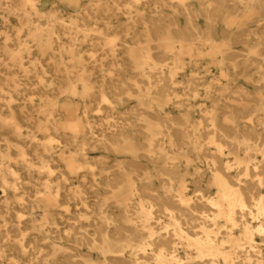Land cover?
Here are the masks:
<instances>
[{
	"label": "bare ground",
	"instance_id": "bare-ground-1",
	"mask_svg": "<svg viewBox=\"0 0 264 264\" xmlns=\"http://www.w3.org/2000/svg\"><path fill=\"white\" fill-rule=\"evenodd\" d=\"M0 25V264H264V0H0Z\"/></svg>",
	"mask_w": 264,
	"mask_h": 264
},
{
	"label": "rangeland",
	"instance_id": "rangeland-1",
	"mask_svg": "<svg viewBox=\"0 0 264 264\" xmlns=\"http://www.w3.org/2000/svg\"><path fill=\"white\" fill-rule=\"evenodd\" d=\"M12 20V23H16L17 21L14 19V18H11ZM1 26V25H0ZM88 54V53H87ZM43 64H47V62H45V61H43L42 62ZM88 63V62H87ZM209 72H210V76L212 77V78H216L217 79V75H216V72H215V70L213 69V68H210L209 69ZM204 104H209L208 102H207V100H205L204 102H203ZM132 105H133V103H132ZM108 158L107 159H105L106 160V162H107V167H108V171H110V170H112V169H114L113 167H114V165H116V163H118L120 160H119V157H117V156H115V155H112V154H108ZM98 158V157H97ZM85 193H84V195H83V197L89 202V203H91L90 204V207H93V204L92 203H94L95 202V200L97 199L96 197H95V195H93L91 192H90V190L89 189H87V190H85L84 191ZM62 200H63V198H61ZM64 201H66V200H63L62 202H64ZM67 205H68V207H69V210H70V212L69 213H66V212H64V210L62 209V207H60V208H57L58 209V211H60V212H62L63 213V218L62 219H60V217H62V216H58V223H59V228L62 230L65 226H69L70 224H73V220L72 221H66V219L64 218V217H66V216H74V215H76V214H78V213H84V212H86V210H85V208L78 202V201H74V200H68L67 201ZM88 211L90 210V209H87ZM26 218V217H25ZM34 218L36 219V220H39L40 219V215L39 214H36L35 216H34ZM93 218V217H92ZM90 220V224H88V222H85L84 220L82 221V227L84 228V229H88V230H91L92 229V227L90 226V225H92L93 224V222H91V218L89 219ZM28 231H31L30 229H28ZM31 232H33V231H31ZM52 235H56V237H58V234H56V233H54V234H52ZM62 237H65V235L64 234H62ZM55 240H57V241H59V239L57 238V239H55ZM69 241H65L66 242V244L67 245H69V246H71L72 244H71V241H72V239H68ZM61 241V240H60ZM37 242H39V243H43L42 241H40V240H37ZM62 242V241H61ZM29 247V246H28ZM86 252V251H85Z\"/></svg>",
	"mask_w": 264,
	"mask_h": 264
}]
</instances>
